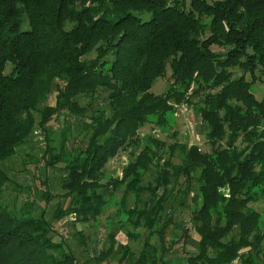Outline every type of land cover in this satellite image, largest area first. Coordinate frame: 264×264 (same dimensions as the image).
<instances>
[{
  "label": "trees",
  "instance_id": "16d2710c",
  "mask_svg": "<svg viewBox=\"0 0 264 264\" xmlns=\"http://www.w3.org/2000/svg\"><path fill=\"white\" fill-rule=\"evenodd\" d=\"M167 70V90L154 95L151 87ZM263 78L264 0H0V164L38 125L44 167L62 163L66 172L69 203L53 212L56 221L69 214L76 223L96 219L107 204L102 192L123 187L118 204L126 222L147 232L136 264H256L264 218L249 204L264 200V99L252 90ZM181 104L206 125L210 152L173 144L169 157L182 153L176 165L163 157L162 142L147 137L121 178L103 183L104 166L125 145L137 144L138 129L166 127L173 105ZM62 114L84 120L87 133L85 146L69 155L65 134L58 153L52 146L50 123ZM160 163L153 182L144 184L148 167ZM195 177L196 253L182 250L168 261L163 256L174 243L165 246L172 223L166 204L174 192L189 197ZM8 183L0 167V264H76L62 242H53L44 209L33 217L2 204ZM42 196L49 200L47 187ZM141 196L146 203L138 202ZM128 197L132 206L124 209ZM125 236L139 238L136 231ZM106 238L95 259L106 261L118 246V264H125L127 244L113 232ZM186 238L184 231L179 239Z\"/></svg>",
  "mask_w": 264,
  "mask_h": 264
},
{
  "label": "rangeland",
  "instance_id": "374dc122",
  "mask_svg": "<svg viewBox=\"0 0 264 264\" xmlns=\"http://www.w3.org/2000/svg\"><path fill=\"white\" fill-rule=\"evenodd\" d=\"M9 70L10 66H7L5 73H8ZM168 75L169 70H167L165 77L155 81L150 92L154 95L164 93L167 90ZM238 75H240V72L236 71L235 76ZM252 91L257 100L264 99V78L262 81L256 82ZM197 101V97L191 100L192 104ZM51 102L52 95L48 99V103ZM100 103V101L97 102L96 107L102 108L101 106H104V104L100 105ZM173 106L174 112L169 114L166 127H158L154 123L143 125L136 132L137 144L125 145L106 163L102 170L103 183L121 178L122 169L140 152L147 137H152L162 142L164 144L163 157L165 159L169 158L176 165L181 163L182 153L179 150H175L173 155L169 157L168 148L173 144L186 147L195 145L202 153L210 152V145L205 140L206 125L201 121L194 108L186 104ZM33 116L36 123H38L39 114L34 112ZM83 123L84 120L68 118L66 114H62L58 122L54 120L50 123L52 146L55 148V153L60 151L63 134L66 135V143L63 145L66 155L72 154L74 150L85 146L87 133L83 128ZM45 148L44 137L40 133L38 125H35L29 139L15 149L13 156L1 162V169L10 179V183L4 186L1 193L2 204L11 212H27L33 217L39 216L44 209L51 225L50 236L53 242H62L63 251L74 255L76 264H118V260L121 257L118 246H115L113 254L106 261L101 263L95 259V256L102 249H105L108 231L116 234V239L121 245L127 244L130 257H128L125 264H136L147 232L141 226L133 229L126 222L123 209L118 204L122 197L123 187H117L115 190L107 188L105 192H102L107 204L96 219L89 220L87 223H76V216L69 214L56 221L53 218V212L57 207L66 209L69 203V199L64 197L66 191L62 188V181L66 172L62 163L57 164L53 168L46 169L44 167V162L40 159ZM161 165L162 163L159 166L152 164L148 167L143 175L144 184L153 182ZM44 181H46V184H43ZM183 181V178L178 180L179 191H182L185 187ZM45 187H47L49 195L47 202L42 196ZM197 187L198 184L195 177L192 180V193L189 197H184L181 193L174 192V198H170L166 204L169 211L167 216H171L172 223L165 233V246L174 243L171 246V251L163 256L168 261L178 260L184 252L196 253L198 238L190 222V213L197 209V205L192 202V197L197 193ZM138 202L146 203V196L139 197ZM124 204V209L130 208L132 206V198L128 197ZM249 206L259 213L262 219L264 218V200L249 204ZM132 231H136L139 234L137 240L126 239L125 235ZM184 231L187 232V238L183 242V240L179 239V236ZM150 243L156 249L158 256H160L161 244L158 236L153 235ZM58 253L60 254V252ZM156 262H159L158 258H156ZM232 264L241 263L239 260H235ZM256 264H264V240L261 243L260 253L256 257Z\"/></svg>",
  "mask_w": 264,
  "mask_h": 264
}]
</instances>
